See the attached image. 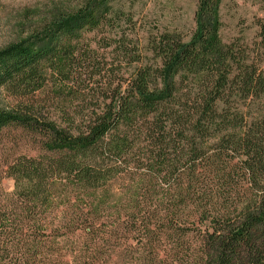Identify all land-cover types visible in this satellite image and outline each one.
<instances>
[{"label":"trees","instance_id":"1","mask_svg":"<svg viewBox=\"0 0 264 264\" xmlns=\"http://www.w3.org/2000/svg\"><path fill=\"white\" fill-rule=\"evenodd\" d=\"M219 1L198 0L189 42L159 37L155 66L142 65L124 32L102 38L113 45L110 67L80 46L83 32L111 25L101 20L105 0L54 22L34 43L0 49V87L17 101L0 108V134L15 126L42 138L38 155L0 164V264H118L130 258L134 231L161 245L150 228L167 225L178 249L182 222L200 227L199 244H208L198 264H264V122L246 128L238 114L217 109L227 85L241 98H259L264 72L242 63L229 80L222 70L235 54L218 36ZM260 38L264 46V25ZM82 64L87 79L106 80L92 96L55 86L56 101L42 98L48 77L66 86ZM199 76L208 83L200 85ZM239 152L253 194L249 205L229 211L234 196L216 178L227 182L236 172L228 164ZM4 179L13 182L11 191Z\"/></svg>","mask_w":264,"mask_h":264},{"label":"rangeland","instance_id":"2","mask_svg":"<svg viewBox=\"0 0 264 264\" xmlns=\"http://www.w3.org/2000/svg\"><path fill=\"white\" fill-rule=\"evenodd\" d=\"M94 1L0 0V49L20 42L34 43L36 37H43L54 22L78 14L79 11L89 10V6ZM105 3L107 9H105L104 15L107 16L106 19L101 20H112L111 25H103L100 31L83 32L79 44L84 49L86 46H90L95 50L99 63L107 67L113 66V45L110 46L107 41H102L104 37L115 36L117 38L124 32L129 40L137 45L142 57V65L155 66L157 59L154 56L153 44L159 42L160 36L168 34L176 40L180 38L183 42H189L196 29L195 13L198 8V0H105ZM96 6L97 4H94L95 9ZM99 10L101 11V9ZM130 20L131 25L128 23ZM218 21V36L221 43L229 46L230 53L235 54V60L230 58V61L222 68L229 73V80H231L236 67L242 63L256 66L257 72L263 74L264 46L261 45L260 25H264V0H220ZM69 77L66 86L59 77H48L45 92L41 94L42 98L48 99L49 103L56 101L52 98L55 86L64 88L65 95L69 94L78 98L86 94L92 96L91 91L106 81L105 78L98 75L87 79L84 64L78 69H73ZM107 79L112 81L111 73ZM199 80L201 81L200 85L208 83L200 76ZM185 85L184 82L181 88H184ZM224 97L225 101L217 102L219 115L238 114L242 117L239 119L240 123L246 124V128L249 124L257 121L264 122V94L259 98L253 96V98L244 99L237 92L233 93L232 88L227 85ZM16 102V98L12 96L11 92L0 87V108H12ZM231 131L227 129L225 133ZM219 132L216 130V135L210 137L207 143L215 144L214 136H218ZM41 142V134L38 132L15 126L5 128L0 134V164L4 160L10 161L17 155H38L42 152ZM245 158L243 152H239L237 157L230 161L228 169L230 166H236V172L228 176L227 182L216 178V184H228L226 188L231 190V194L234 196L226 201L229 211L237 206L249 205L251 202L250 198L253 192L249 183V174L243 170ZM237 172L242 176L240 179L236 176ZM2 184L11 191L13 186L11 180L4 179ZM146 210L150 212L149 207ZM187 220H193V218L189 217ZM127 221L126 219L125 222ZM140 221L145 222L146 219H140ZM180 225H182L180 228L178 226L176 228L182 231L181 238L184 242L178 249L175 243H172L176 240V235L167 225L156 229L150 228L149 235L161 238V245L159 241L146 243L143 240L146 237L141 235L143 232L134 231L130 236L132 239L128 242L132 246L130 258L126 262L123 259H118V264H198L196 261L200 255L199 251H204L201 246L207 250L208 244H199L198 231L200 227L192 226L187 222H182ZM201 258L202 256L199 257V260Z\"/></svg>","mask_w":264,"mask_h":264}]
</instances>
